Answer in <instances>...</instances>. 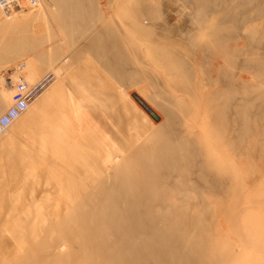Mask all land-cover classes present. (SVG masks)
Masks as SVG:
<instances>
[{"label":"rangeland","instance_id":"rangeland-1","mask_svg":"<svg viewBox=\"0 0 264 264\" xmlns=\"http://www.w3.org/2000/svg\"><path fill=\"white\" fill-rule=\"evenodd\" d=\"M7 1L0 264H264V0Z\"/></svg>","mask_w":264,"mask_h":264},{"label":"built area","instance_id":"built-area-1","mask_svg":"<svg viewBox=\"0 0 264 264\" xmlns=\"http://www.w3.org/2000/svg\"><path fill=\"white\" fill-rule=\"evenodd\" d=\"M27 3L30 5H35L37 0H27ZM7 4H9V1L7 0H4L2 3L3 6ZM14 4L21 6V3L19 2H14ZM4 77L8 82L12 93L10 96L9 105H7L5 110L0 113V136L4 134L8 127L27 110L32 100L40 93V91L49 81L48 77L44 76L34 83H29L23 79V76L17 70L13 72H7Z\"/></svg>","mask_w":264,"mask_h":264},{"label":"crops","instance_id":"crops-1","mask_svg":"<svg viewBox=\"0 0 264 264\" xmlns=\"http://www.w3.org/2000/svg\"><path fill=\"white\" fill-rule=\"evenodd\" d=\"M48 83H49V81H48ZM38 95H40V93ZM42 97H43V95L39 99L38 103L41 102ZM35 98L32 100V102L35 100ZM35 114H37V113L35 112ZM37 117L39 119H43V118H40L38 116V114H37ZM37 117H36V119H38ZM36 119L31 122V125H34L31 128L32 130L35 129ZM24 134H25V132L20 134V135H17V136H14V137L10 138V136H11V133H10L8 138L6 137V138L0 140V146H2V147H0V175L9 174V175H16L17 176L20 172H24L25 173L26 171L22 170L24 165L21 164L22 163L21 158L23 156L30 157V155L32 153L33 155H35L34 159L39 158L36 155V151L34 150V147L30 143V141L27 139V137H26V140H25ZM20 136H21V138H20ZM22 136H23V138H22ZM1 142H3L4 144H1ZM58 142L59 141L57 140L56 143L53 146L58 144ZM23 143H25L26 145H31L32 148L30 150H29L30 147H27V148L24 149L23 148L24 147ZM53 146L47 147L46 150H48V148H52ZM4 158H7V159H6V162L3 164L2 163V159H4ZM4 167L8 168L7 171L6 170H1V168H4ZM19 168H21V170H18ZM0 181H2V183H4L5 179H1Z\"/></svg>","mask_w":264,"mask_h":264},{"label":"water","instance_id":"water-1","mask_svg":"<svg viewBox=\"0 0 264 264\" xmlns=\"http://www.w3.org/2000/svg\"><path fill=\"white\" fill-rule=\"evenodd\" d=\"M137 100H138V102H139L143 107L146 108V110H148V112H150L151 114H153L152 111H149V109L146 107V105L143 103V101H141V100L138 99V98H137Z\"/></svg>","mask_w":264,"mask_h":264},{"label":"bare ground","instance_id":"bare-ground-1","mask_svg":"<svg viewBox=\"0 0 264 264\" xmlns=\"http://www.w3.org/2000/svg\"><path fill=\"white\" fill-rule=\"evenodd\" d=\"M28 108H29V107H28ZM28 108H27V109H28ZM20 116H21V115H20ZM20 116H19V117H20ZM19 117H18V118H19ZM18 118H17V119H18ZM10 126H11V125H10ZM10 126H9V127H10ZM9 127H8V129H9ZM8 129H7V130H8ZM7 130H6V132H7ZM6 132H5L4 134H6ZM4 134H2V135H4Z\"/></svg>","mask_w":264,"mask_h":264}]
</instances>
